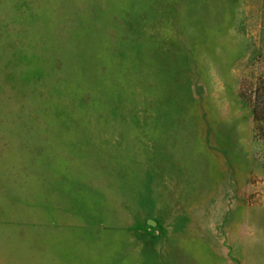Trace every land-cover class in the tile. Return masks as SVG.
Returning <instances> with one entry per match:
<instances>
[{"label":"rangeland","instance_id":"374dc122","mask_svg":"<svg viewBox=\"0 0 264 264\" xmlns=\"http://www.w3.org/2000/svg\"><path fill=\"white\" fill-rule=\"evenodd\" d=\"M264 0H0V264H264Z\"/></svg>","mask_w":264,"mask_h":264},{"label":"trees","instance_id":"16d2710c","mask_svg":"<svg viewBox=\"0 0 264 264\" xmlns=\"http://www.w3.org/2000/svg\"><path fill=\"white\" fill-rule=\"evenodd\" d=\"M252 118L256 135L264 148V79L257 78L252 90Z\"/></svg>","mask_w":264,"mask_h":264}]
</instances>
